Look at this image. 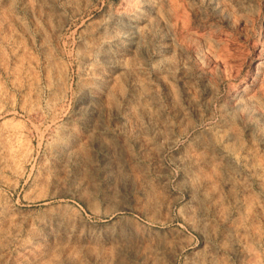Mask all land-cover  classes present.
Instances as JSON below:
<instances>
[{"label":"rangeland","instance_id":"1","mask_svg":"<svg viewBox=\"0 0 264 264\" xmlns=\"http://www.w3.org/2000/svg\"><path fill=\"white\" fill-rule=\"evenodd\" d=\"M150 1L0 0V264H264V0Z\"/></svg>","mask_w":264,"mask_h":264},{"label":"bare ground","instance_id":"2","mask_svg":"<svg viewBox=\"0 0 264 264\" xmlns=\"http://www.w3.org/2000/svg\"><path fill=\"white\" fill-rule=\"evenodd\" d=\"M122 7L123 8H122V10H120L119 13L123 14V15H127V17H128L127 22L123 23L121 26V34L125 35V38L123 41L129 42L130 45H136L140 36L145 32L147 25L149 23V20L147 18L143 19L142 21L139 20L138 15L139 14H145L146 15V13H148L147 12L148 9L152 8L153 6L151 5L150 0H124ZM260 64L261 63H259L258 65H260ZM70 203H72L70 199H68V198L66 199L65 197H63L59 200H56L55 202H53V201L52 202H46L45 205L51 206L54 204L50 208L52 211L51 212L52 215L60 217V218L61 217L64 218V216L68 213V211L70 210V208L72 206ZM70 213H69V215H70ZM127 229H128V227H127Z\"/></svg>","mask_w":264,"mask_h":264}]
</instances>
